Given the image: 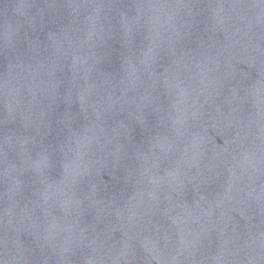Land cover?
Here are the masks:
<instances>
[{
  "label": "water",
  "instance_id": "obj_1",
  "mask_svg": "<svg viewBox=\"0 0 264 264\" xmlns=\"http://www.w3.org/2000/svg\"><path fill=\"white\" fill-rule=\"evenodd\" d=\"M38 264H264V0H33Z\"/></svg>",
  "mask_w": 264,
  "mask_h": 264
}]
</instances>
